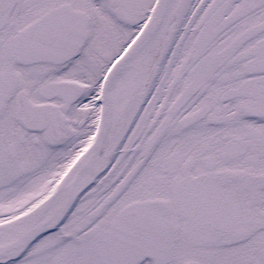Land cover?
I'll return each instance as SVG.
<instances>
[{"label":"snow or ice","instance_id":"6c2138e0","mask_svg":"<svg viewBox=\"0 0 264 264\" xmlns=\"http://www.w3.org/2000/svg\"><path fill=\"white\" fill-rule=\"evenodd\" d=\"M0 264H264V0H0Z\"/></svg>","mask_w":264,"mask_h":264}]
</instances>
